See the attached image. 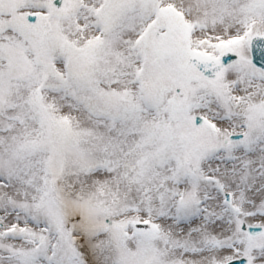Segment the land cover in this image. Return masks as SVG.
Wrapping results in <instances>:
<instances>
[{"label":"snow or ice","instance_id":"obj_1","mask_svg":"<svg viewBox=\"0 0 264 264\" xmlns=\"http://www.w3.org/2000/svg\"><path fill=\"white\" fill-rule=\"evenodd\" d=\"M0 264H264V0H0Z\"/></svg>","mask_w":264,"mask_h":264}]
</instances>
